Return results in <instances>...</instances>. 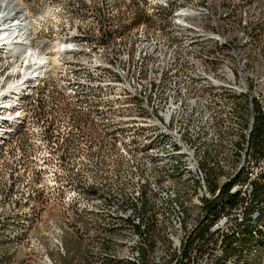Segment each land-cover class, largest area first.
Instances as JSON below:
<instances>
[{
  "label": "bare ground",
  "instance_id": "obj_1",
  "mask_svg": "<svg viewBox=\"0 0 264 264\" xmlns=\"http://www.w3.org/2000/svg\"><path fill=\"white\" fill-rule=\"evenodd\" d=\"M208 1L137 0L91 28L70 0H0V161L34 158L46 191L71 166L90 264H171L178 249V264H207L217 227L227 241L250 218L264 234V198L250 209L264 179L234 208L247 147L264 154V40L222 32ZM262 239H217L209 262L264 264Z\"/></svg>",
  "mask_w": 264,
  "mask_h": 264
},
{
  "label": "rangeland",
  "instance_id": "obj_2",
  "mask_svg": "<svg viewBox=\"0 0 264 264\" xmlns=\"http://www.w3.org/2000/svg\"><path fill=\"white\" fill-rule=\"evenodd\" d=\"M70 1L71 12H75L71 23L81 22L85 14L91 28L102 23L111 28L138 5L137 0ZM38 2L30 0L29 4ZM208 3L217 17L212 23L225 34L245 31L250 40H264V0ZM25 161L15 154L0 161V264H90L87 216L70 201L71 166L59 171L56 190L46 191L43 181L32 173L34 158ZM51 169L50 165L46 172L50 174Z\"/></svg>",
  "mask_w": 264,
  "mask_h": 264
},
{
  "label": "built area",
  "instance_id": "obj_3",
  "mask_svg": "<svg viewBox=\"0 0 264 264\" xmlns=\"http://www.w3.org/2000/svg\"><path fill=\"white\" fill-rule=\"evenodd\" d=\"M23 1H25V5L30 3V0H23ZM147 22L155 23L150 19V17H148ZM106 37L108 36L106 35L105 32V38ZM246 155H251L252 166L249 169V171H247L242 176L243 187H244L243 200L237 201V206L234 208L245 209L246 199H247L246 187L254 181H260L264 179V154L258 153V147H255V145H253L247 147ZM228 193H229V189H228ZM213 199H217V196H213ZM226 231H227V227H217L214 233L208 234L207 249H205V251L202 252V255H207V264H211V262H209V255H217L216 240L224 239V243L226 242ZM178 253H179V249L176 251L175 258L173 259V262L171 264H178Z\"/></svg>",
  "mask_w": 264,
  "mask_h": 264
},
{
  "label": "trees",
  "instance_id": "obj_4",
  "mask_svg": "<svg viewBox=\"0 0 264 264\" xmlns=\"http://www.w3.org/2000/svg\"><path fill=\"white\" fill-rule=\"evenodd\" d=\"M257 188H258V190H257ZM264 183L262 182V183H260V185L259 186H257L256 187V191H255V193H254V195L257 197H254L255 199H254V201H253V203H251V206H250V209H252V207L254 208V206L256 207V206H259V204H257V203H259V199H260V202H261V199L262 198H264ZM257 193V194H256ZM260 194V195H259ZM255 201H256V203H255ZM255 204V205H254ZM253 205V206H252ZM251 223V221H250V218L249 219H247V223H246V226L244 227L243 226V228H242V230H241V232H240V234L239 235H237V236H232L233 238H229L227 241H226V247L228 248V250H229V252H231L232 251V249H236L237 247H235V243H241V244H246V247L250 250H252V249H254L255 247H258V245H261V243H262V238L264 237V234L261 236V237H259V238H256L254 235H253V225H251L250 224ZM250 224V225H249ZM251 226V227H250ZM250 229V230H249ZM242 232H245V233H242ZM249 235H248V234ZM251 233V234H250ZM246 234V235H245ZM242 235V236H241ZM247 236V237H246ZM236 237H237V240H236ZM239 238V239H238ZM242 240H241V239ZM252 238V239H251ZM231 239H232V241H231ZM244 239V240H243ZM259 239V240H258ZM241 240V241H240ZM246 240V241H245ZM249 240V241H248ZM229 241H231V242H229ZM235 241V242H234ZM233 246V247H232ZM232 248V249H231Z\"/></svg>",
  "mask_w": 264,
  "mask_h": 264
}]
</instances>
